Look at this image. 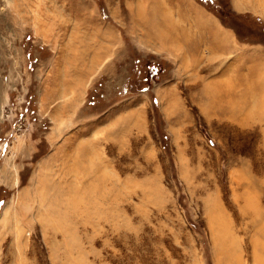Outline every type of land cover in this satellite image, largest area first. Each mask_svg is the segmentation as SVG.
Instances as JSON below:
<instances>
[{
  "label": "rangeland",
  "instance_id": "obj_1",
  "mask_svg": "<svg viewBox=\"0 0 264 264\" xmlns=\"http://www.w3.org/2000/svg\"><path fill=\"white\" fill-rule=\"evenodd\" d=\"M264 0H0V264H257Z\"/></svg>",
  "mask_w": 264,
  "mask_h": 264
},
{
  "label": "crops",
  "instance_id": "obj_2",
  "mask_svg": "<svg viewBox=\"0 0 264 264\" xmlns=\"http://www.w3.org/2000/svg\"><path fill=\"white\" fill-rule=\"evenodd\" d=\"M257 264H264V254L256 257Z\"/></svg>",
  "mask_w": 264,
  "mask_h": 264
}]
</instances>
